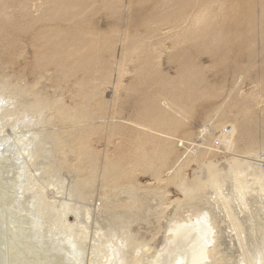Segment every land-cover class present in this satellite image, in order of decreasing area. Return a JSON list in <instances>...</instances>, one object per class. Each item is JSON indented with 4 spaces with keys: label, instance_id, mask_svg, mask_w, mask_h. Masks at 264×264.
Masks as SVG:
<instances>
[{
    "label": "rangeland",
    "instance_id": "obj_1",
    "mask_svg": "<svg viewBox=\"0 0 264 264\" xmlns=\"http://www.w3.org/2000/svg\"><path fill=\"white\" fill-rule=\"evenodd\" d=\"M159 91L162 110L148 112ZM32 94L48 110L25 113L21 102ZM0 96V106L13 107L0 109V264H69L60 249L48 251L74 222L86 232L74 264H107L113 249L100 238L110 233L123 262L153 264L173 249L171 225L209 210L219 223L221 262L213 260L264 257L259 186L248 209L230 207L253 221L239 235L201 183L208 165L225 173L232 157L264 171V160L249 155L264 153V0H0ZM230 122L232 153L216 147ZM35 134L36 157H22V141ZM21 174L32 175L35 193L19 199ZM230 180L221 198L232 196ZM198 184L202 191L186 190Z\"/></svg>",
    "mask_w": 264,
    "mask_h": 264
},
{
    "label": "bare ground",
    "instance_id": "obj_2",
    "mask_svg": "<svg viewBox=\"0 0 264 264\" xmlns=\"http://www.w3.org/2000/svg\"><path fill=\"white\" fill-rule=\"evenodd\" d=\"M61 4V3H59ZM64 9V8H63ZM200 17V16H199ZM202 19H199L198 18V21L201 22ZM202 23V22H201ZM160 91L157 92L155 95H152L151 98H150V101L148 103V112H153V113H159L162 109L160 108L157 100H158V96L160 95ZM1 98L3 96H0ZM25 100L22 103V107L24 108L25 110V113H29V112H41L42 110L44 109H47L46 108V105L43 104V102L40 100V98H37V97H34L33 94L32 95H28V96H25ZM23 97V98H24ZM5 99V98H4ZM8 99V98H7ZM3 100V98H2ZM0 100V101H2ZM3 102V101H2ZM55 104V103H54ZM50 105V106H49ZM13 106V105H12ZM49 107H51L52 105L51 104H48ZM10 108H13L11 106H9ZM9 107H5L4 105L0 106V109L1 110H8ZM55 108V107H54ZM16 109V108H15ZM51 109V108H50ZM52 110V109H51ZM80 110V109H79ZM77 110V112L79 111ZM220 110V109H219ZM76 112V111H75ZM76 112V113H77ZM80 112V111H79ZM78 112V113H79ZM77 113V114H78ZM80 114V113H79ZM70 115V114H69ZM76 117H79L78 115H76ZM83 117V116H82ZM245 119V118H244ZM154 123H156L154 121ZM231 122L228 124L230 125ZM161 125V124H160ZM226 125V126H228ZM163 126V125H162ZM225 126V127H226ZM206 127V126H205ZM221 127V126H220ZM223 129L222 132V141L220 139L217 138V140H220L221 143L223 144L225 150H229L231 153L232 151L234 150L235 148V136L237 134V128L234 124H231L229 126V129L228 128H225ZM241 127H242V124H241ZM143 130V129H142ZM146 130V129H145ZM203 130V129H202ZM245 130V128H244ZM250 130V129H248ZM2 131V130H1ZM22 134V133H21ZM27 134V133H26ZM24 135V134H22ZM28 135V134H27ZM25 136V135H24ZM39 135H33L31 136L32 138L31 139H27L26 142L22 141L23 143V146H24V152L22 155V157H30L31 160H33L35 157H36V153H37V148H38V145L37 143L39 142V138H38ZM221 136V135H220ZM8 137V136H7ZM26 138V137H25ZM221 138V137H219ZM3 139V138H2ZM6 139V138H5ZM24 140V138H23ZM21 141V140H20ZM20 141L18 142H15V144L18 146V145H21L22 144L20 143ZM4 142V141H3ZM6 145V144H5ZM22 146V147H23ZM222 146V147H223ZM4 148H6L5 146H3ZM19 148V147H18ZM72 150V148H71ZM73 151V150H72ZM228 151V152H229ZM22 152V151H21ZM229 152V153H230ZM250 152V151H249ZM251 152H253L251 154ZM250 152V156L254 155L257 159H262L264 160V153H261L262 155L259 156L258 153L255 154L254 150H252ZM51 153H53V151H51ZM75 153V152H74ZM80 153V151H79ZM3 154V153H2ZM81 154V153H80ZM146 154V153H145ZM10 155V154H9ZM19 155V156H21ZM27 155V156H25ZM139 155V154H138ZM145 156V155H144ZM234 156V155H233ZM237 156V155H236ZM241 156V155H240ZM242 157V156H241ZM10 158V157H9ZM247 158V157H246ZM250 158V157H249ZM4 159V158H3ZM23 159V158H22ZM26 160V159H24ZM30 160V161H31ZM27 161V160H26ZM260 161V160H259ZM41 162H42V159H41ZM264 162V161H263ZM261 162V163H263ZM21 163V162H20ZM28 163V162H27ZM42 164V163H41ZM264 164V163H263ZM56 165L58 166V162L57 160L55 159L54 157V161H53V164H51V167L52 169L55 170V167ZM42 166V165H41ZM40 166V167H41ZM46 166V165H45ZM49 166V165H48ZM121 166V165H120ZM120 166H117V167H120ZM228 169H227V172L225 173H222L218 168L217 166L210 164L207 166V180L205 182L201 181V183H204L203 184H198L197 186L195 187H191V188H187L186 190H188V192L191 193V195L193 194L192 191L195 192V190L197 191H202V193L205 191V199L208 201L210 200H213L215 202H213L212 207H216L217 210L219 211V214H221L220 212V208H219V204L220 202L218 201H222V206H223V212L225 211L226 212V215L227 218L229 219L233 229H235L237 231V233L240 235L242 233V227H243V224L244 226L247 225V223H252V219L250 218H246V214H245V218L243 220V222L241 220H239L236 216L233 215V212L231 211L230 207L232 206V203L233 201L237 202L239 204V206L241 208H247L248 209V199H247V195L249 193L252 194V192L254 191L253 189V185H258L259 186V189L262 193H264V171L262 170V168L260 167V165H254L253 163L249 162V161H246V160H242L240 159V157H232L230 163H228ZM39 167V168H40ZM21 168L23 169V172H24V167H23V163L21 164ZM38 168V167H36ZM38 168V169H39ZM122 168V167H121ZM94 168H92L93 170ZM117 169V168H116ZM120 168H118L119 170ZM92 170H91V174H95L97 171V169H95V171H93L92 173ZM29 171V170H28ZM26 172L28 175H29V172ZM99 171V170H98ZM97 171V172H98ZM117 171V170H116ZM121 171V170H120ZM113 172V170H112ZM99 173V172H98ZM114 173H116L114 171ZM121 173V172H120ZM19 174V173H18ZM27 174H22L20 176H22V178L24 177L25 180H21L23 182H21L19 184L20 187H22V190H24V193L21 195L22 197H20L19 199H22L25 195H27L28 193L25 192L26 189H30L29 191L31 193H35L34 190H31V186L33 183V179H32V175L30 176H26ZM93 174V175H94ZM177 174H179L177 172ZM176 174V175H177ZM15 175V174H14ZM176 175L174 176V178H176ZM17 176V175H16ZM45 176H47L45 174ZM92 176V175H91ZM179 177V175H177ZM48 177V176H47ZM248 177H251L250 180H252L250 183V181L248 180ZM21 178V177H20ZM180 178V177H179ZM47 179V178H46ZM178 179V178H176ZM231 179L233 181V190H232V194H230V198L229 197H225V198H221L222 197V193L220 190H222V188L224 187V185L226 184V182ZM92 180H94L92 178ZM230 180V181H231ZM82 181V185H88L90 184L89 181H87V183L85 184L84 183V180H81ZM80 181V182H81ZM175 181V180H174ZM179 181H181L179 179ZM91 182V181H90ZM183 182V180H182ZM180 185L182 186H185V183H182ZM229 182V181H228ZM227 182V183H228ZM84 183V184H83ZM94 183V182H93ZM180 183V182H179ZM231 184V183H230ZM205 186L206 190L202 189L203 186ZM229 186V185H228ZM77 187L78 189L82 186L79 187L78 185V182H77ZM85 188L88 189V187L84 186ZM227 187V186H226ZM231 187V186H230ZM83 188V187H82ZM79 189L80 192H82L81 190H83V193L84 191H86L87 189ZM118 189H121V188H118ZM124 189V187H123ZM126 189V188H125ZM122 190V189H121ZM231 190V188L229 189ZM256 190V189H255ZM135 191V190H134ZM207 191V193H206ZM208 191H211L208 192ZM78 192V191H77ZM256 192V191H255ZM79 193V192H78ZM81 193V194H83ZM198 193V192H197ZM208 193H210V195L208 196ZM231 193V192H230ZM196 194V192H195ZM29 195V194H28ZM84 195V194H83ZM198 196V195H197ZM195 197V196H194ZM214 197V198H213ZM208 198V199H207ZM213 198V199H212ZM111 199V198H110ZM220 199V200H219ZM253 199V198H252ZM251 199V200H252ZM205 200V201H206ZM29 202V201H28ZM212 202V201H211ZM135 205V204H134ZM29 206V205H28ZM38 206V204L36 203H31L30 207H32V210L33 209H36V207ZM133 206V205H132ZM137 206L138 203H137ZM210 206V205H209ZM221 206V207H222ZM135 206H133L132 208H134ZM131 208V205L129 207V210L128 212L125 210H122V211H125L124 213H128V214H132V213H135L137 211L140 210V206L139 208L138 207H135V209H130ZM27 210V209H26ZM31 210V211H32ZM206 210V209H205ZM213 210L215 211L216 209L213 208ZM212 210V211H213ZM250 210V209H249ZM121 211V212H122ZM28 212V211H27ZM33 212V211H32ZM36 212V210H35ZM210 212L211 210H209L208 212L206 211H202V214L203 215H194L192 216V218L190 217V220L189 221H179L175 222L173 225H171L170 227V231L172 232V236L170 237V239L172 240V244H173V249L172 251H170L169 253L167 254H157V260L153 263V264H162L166 261V264L170 261H172L171 264H210L209 263V260L212 258L213 260V257L214 258H218V249L219 247H217V244L216 242L217 241V237L214 236V233H215V230L218 229L219 227V223L216 222L215 220H212L210 219ZM23 213V212H22ZM25 213V212H24ZM31 213V212H30ZM29 213V214H30ZM216 213V212H215ZM32 214V213H31ZM217 214V213H216ZM217 214V215H219ZM242 214V212H241ZM25 215V214H24ZM62 217H65V212L62 213ZM75 216H77V213L74 212ZM26 216V215H25ZM24 216V217H25ZM133 216V215H132ZM218 217V216H217ZM220 217V216H219ZM249 217V216H248ZM29 218V217H28ZM37 218V217H36ZM122 218V217H121ZM226 218V217H225ZM66 219V218H65ZM76 219V218H75ZM124 219V218H123ZM36 220V219H35ZM80 220V219H79ZM84 220V219H83ZM82 220V221H83ZM126 220V218H125ZM129 220V219H128ZM64 221V220H63ZM77 221V220H76ZM124 221V220H123ZM123 221H121L123 223ZM30 222V221H29ZM33 222V221H32ZM87 222V221H86ZM183 222V223H181ZM226 221H224V217H223V223L225 224ZM56 223V222H55ZM62 223V221H61ZM229 222H227V224H230ZM30 224V223H29ZM64 224V222H63ZM178 224V225H177ZM33 225V224H32ZM31 225V226H32ZM59 227L61 228H64L61 224H57ZM77 223H72L70 224L69 226V229L66 230L65 234L62 235V236H57L55 237L54 239V242L52 243L51 245V250L48 251V253H52L54 250H57V249H60L61 252L60 253H65V255L67 257H69V264H74L75 263V259L79 256V253L81 252V246H80V238L79 237H82L85 236L86 232L84 231L82 233V231H79L77 229ZM84 225V224H83ZM50 229L52 228V224L50 225ZM65 226V224H64ZM229 228H231L230 225H228ZM262 226V225H261ZM264 226V225H263ZM30 227V226H28ZM33 227V226H32ZM39 227V221L37 223V225L34 224V228H33V232L35 234V230ZM68 227V226H67ZM84 227V226H82ZM81 228V227H80ZM108 232V231H107ZM109 233V232H108ZM110 235V236H109ZM108 236L106 235H103L100 239L102 240V245H104V247L106 249H108L109 251H111V249H113L112 253H110L107 257H108V262L107 264H127L126 262H123V255L121 254L122 252V247L118 246L117 244H113L112 243V233H110ZM105 236L107 238H105ZM124 237V236H122ZM126 238V245L128 246H133V243H132V239L131 237L129 236H125ZM124 242V241H123ZM220 243V242H219ZM112 246V247H111ZM49 247V246H48ZM224 247V246H223ZM221 249V248H220ZM48 250V249H47ZM170 250V249H169ZM43 252V251H42ZM46 252V251H45ZM226 253V252H225ZM257 254H260L259 250H257ZM63 255V254H62ZM122 255V257H121ZM224 255V254H223ZM226 256V255H225ZM260 256V255H259ZM223 257V256H222ZM221 257V259L223 260V258ZM162 259V260H161ZM169 259V260H168ZM219 259V258H218ZM218 259H215L213 261H216ZM119 260V261H118ZM220 260V259H219ZM211 261V260H210ZM213 261L211 264H213ZM224 261V260H223ZM258 262H256V260H254V264H264V257L262 258H259L257 259ZM123 262V263H122ZM217 264H218V261H216ZM221 262V260H220ZM136 264H140V262H136ZM165 264V263H164ZM229 264V263H228Z\"/></svg>",
    "mask_w": 264,
    "mask_h": 264
},
{
    "label": "built area",
    "instance_id": "obj_3",
    "mask_svg": "<svg viewBox=\"0 0 264 264\" xmlns=\"http://www.w3.org/2000/svg\"><path fill=\"white\" fill-rule=\"evenodd\" d=\"M181 146L183 147V150L185 152L188 151V150H190V149H194V147L192 148L193 144H191V145H185V146L183 144H181ZM216 147L217 148L222 147V143H221L220 140H217L216 141ZM190 151H192V150H190Z\"/></svg>",
    "mask_w": 264,
    "mask_h": 264
}]
</instances>
